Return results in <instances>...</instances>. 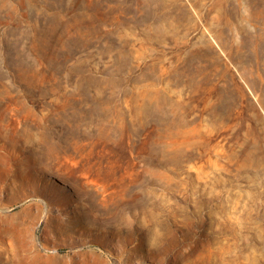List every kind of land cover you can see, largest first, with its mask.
<instances>
[{
	"label": "rangeland",
	"instance_id": "1",
	"mask_svg": "<svg viewBox=\"0 0 264 264\" xmlns=\"http://www.w3.org/2000/svg\"><path fill=\"white\" fill-rule=\"evenodd\" d=\"M0 264H264V0H0Z\"/></svg>",
	"mask_w": 264,
	"mask_h": 264
},
{
	"label": "bare ground",
	"instance_id": "2",
	"mask_svg": "<svg viewBox=\"0 0 264 264\" xmlns=\"http://www.w3.org/2000/svg\"><path fill=\"white\" fill-rule=\"evenodd\" d=\"M15 183V182H14ZM17 184V183H16ZM18 189V188H17ZM21 253V252H20ZM26 253V252H25Z\"/></svg>",
	"mask_w": 264,
	"mask_h": 264
}]
</instances>
